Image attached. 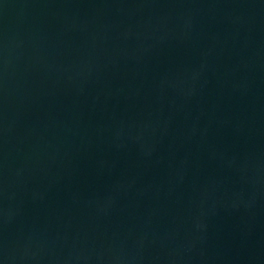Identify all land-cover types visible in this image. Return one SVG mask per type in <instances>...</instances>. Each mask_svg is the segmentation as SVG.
<instances>
[{
  "label": "water",
  "instance_id": "95a60500",
  "mask_svg": "<svg viewBox=\"0 0 264 264\" xmlns=\"http://www.w3.org/2000/svg\"><path fill=\"white\" fill-rule=\"evenodd\" d=\"M0 264H264V0H0Z\"/></svg>",
  "mask_w": 264,
  "mask_h": 264
}]
</instances>
